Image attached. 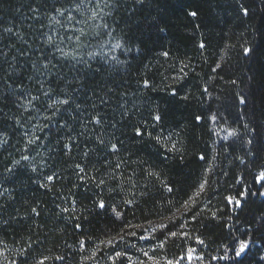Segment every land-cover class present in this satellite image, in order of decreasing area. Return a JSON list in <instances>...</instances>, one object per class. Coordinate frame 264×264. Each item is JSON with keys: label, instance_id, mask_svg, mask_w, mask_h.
Here are the masks:
<instances>
[{"label": "trees", "instance_id": "trees-1", "mask_svg": "<svg viewBox=\"0 0 264 264\" xmlns=\"http://www.w3.org/2000/svg\"><path fill=\"white\" fill-rule=\"evenodd\" d=\"M78 2L0 0V263L264 264V0Z\"/></svg>", "mask_w": 264, "mask_h": 264}, {"label": "snow or ice", "instance_id": "snow-or-ice-1", "mask_svg": "<svg viewBox=\"0 0 264 264\" xmlns=\"http://www.w3.org/2000/svg\"><path fill=\"white\" fill-rule=\"evenodd\" d=\"M88 2L91 3V0H88ZM84 3H85V0H79L78 3H74V4L72 5V8H71V9H65V8H57V9H56V12H57L58 16H60V17H66V21H67V24H66V25H65V24H62L60 20L56 19V17H52V20H53L55 23L60 24L61 27L71 28L74 32L77 31L76 28H75V25L72 23V22L76 19L75 15H73V11H75V12H80V10H81V5L84 4ZM97 7H99V0H97ZM89 11L91 12V15L88 16V19H90V20H95V19L98 17L99 13H98L96 10H92V9H89ZM241 11H243L245 14H247L248 9L242 7V8H241ZM66 14H67V15H66ZM189 15L195 17V16L197 15V13H196L195 11H192V12L189 13ZM86 22H87V21H81V23H86ZM102 26H103V27H107L106 24H104V25H102ZM8 31H11V29H8ZM83 35H85V33L83 32L82 29H80L78 35H75V36H69V37H67V39H68L70 42L74 39V40L76 41L77 46H82V45L80 44V40H81V36H83ZM61 39H63V38H61ZM47 43H49V44L54 43L53 38H52L51 35H48V36H47ZM115 47H121V45H120L119 43H117V44L115 45ZM200 47H201V48H204V47H205V45L203 44V42H201ZM57 51H59L60 55L63 56V57L72 56L73 59L76 58V53H75L74 51H72V52H70V51H65L63 48H57ZM243 51H244L245 54H247V53H249V52L251 51V49L248 48V47H245V48L243 49ZM163 54H164L165 56L168 55L167 52H165V53H163ZM89 55H93V53H89ZM44 67L47 68L48 65L45 64ZM216 67L219 68L220 65L217 64ZM213 70L215 71V69H213ZM148 83H149V82H148L147 80L144 81V84H145V85H147ZM233 83H235V81H233ZM46 94H47V93H46ZM33 99H36V98L33 97ZM58 102H59L60 104H62V105H66V104L69 103V100H68V99H62V100H59ZM240 102H241V103H244V102H245L243 97H240ZM28 103L31 104V100H29ZM56 103H57V101H53L52 104L49 105V107H52V106H53L54 104H56ZM93 119H95L97 123H99V121H100V118H99L98 116L93 117ZM154 119L157 120V121H159V120H160V116H159V115H156V116L154 117ZM196 119L199 120V119H201V117L197 116ZM212 119H216V117L213 116ZM135 131H136V133H137L138 135L142 134V133H141V129H139V128H137ZM233 134H234V133H233ZM36 139L38 140L39 137H36ZM28 142H29V143H34L35 141H34V140H29ZM101 143H103V141H101ZM65 147H67V145H65ZM111 147H112V149H116V148H117V144L113 143V144L111 145ZM22 159H24V160H28L29 157H28V156H23ZM14 163H19V161H15ZM76 167H77L78 169H80L81 172H83L84 169H83L79 164H77ZM117 167H119V165H117ZM53 179H54V176H52V175H50V176L47 177V180H53ZM81 179H83V177H81ZM257 180H258V181H261V182H264V171H261V172H260L259 176H257ZM100 183L102 184L103 181H100ZM204 188H205V183H201L200 186H199L200 191L204 190ZM169 191H171V189H169ZM199 194H200V192L198 191V192L195 193L194 195H199ZM239 195H240V196H243V195H245V193H240ZM226 199L228 200L229 203H233V202H235L236 206H240V204H241V201H240L239 199H237L236 197H234V196L226 197ZM128 203H131V201H128ZM191 204H195V199L192 198V197H190V198H189V201H185L184 204L182 205L183 212H181L180 209H175V212H174L173 216L170 217L169 219H170V220H175V219H177V215H176V213H179L180 216H183L184 213H186V212L189 211V208H190ZM104 206H105V205H104V202H103V201H100V202H99V207L103 208ZM32 211H33V212H36V209L33 208ZM65 211H67V209H65ZM120 215H121L120 213H118V212L116 213V216H117V217H120ZM193 218H195V217H193ZM149 223H151V222H149ZM76 227L79 228L80 225L77 224ZM126 227H128V226H126ZM137 227H140V226L138 225ZM157 227L160 228V229H164V228L167 227V225L164 224V223H161V224L158 225ZM122 231H123V230H122ZM135 234H136L135 232H132V233H131V235H133V236H134ZM161 235H164V233L161 232ZM169 235H171V236H176L177 233H176V232H170ZM181 235H186V234L181 233ZM118 238H119L120 240H123V239H124L123 236H118ZM141 238H143V237H141ZM115 239H116V238L109 237V238L107 239L106 243H107V244H113ZM165 239H167V237H166ZM164 242H165V241H161V242H160V247H163V246H164ZM200 242L203 243V241H200ZM101 243H105V241H101ZM81 245L83 246V241H81ZM246 247H247V242H246V241H240L239 246H238V249H237V251H236V255H237V256H240L241 253L244 252V250H245ZM193 251H194V250L191 249V248L188 249L189 258H191V253H192ZM92 255H93V256L95 255V250L93 251ZM122 255H126V253H121V252H116V253H115V256H116V257H120V256H122ZM144 255L147 256V255H148L147 252H145ZM47 259H49V258H48V257H44L42 260L37 261V264H45V261H46ZM56 259L63 260V257H56ZM85 259H91V257H86ZM150 259H152V258L150 257ZM140 264H142V262H140ZM153 264H158V262H156V261L154 260ZM168 264H179V262H178V261H168Z\"/></svg>", "mask_w": 264, "mask_h": 264}, {"label": "rangeland", "instance_id": "rangeland-1", "mask_svg": "<svg viewBox=\"0 0 264 264\" xmlns=\"http://www.w3.org/2000/svg\"><path fill=\"white\" fill-rule=\"evenodd\" d=\"M162 223V222H161ZM159 224V221L158 222H152V223H150L149 225H148V227H146V228H150V227H154V226H156V225H158ZM191 258H192V254H191ZM186 259L187 260H189L190 258H189V255H187L186 256ZM152 261L153 259H148V261ZM185 259H183V260H181V261H184ZM1 264V263H0Z\"/></svg>", "mask_w": 264, "mask_h": 264}]
</instances>
